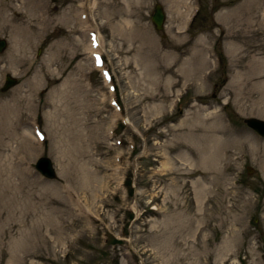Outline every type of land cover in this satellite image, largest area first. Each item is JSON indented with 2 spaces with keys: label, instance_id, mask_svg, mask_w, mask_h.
<instances>
[{
  "label": "rangeland",
  "instance_id": "374dc122",
  "mask_svg": "<svg viewBox=\"0 0 264 264\" xmlns=\"http://www.w3.org/2000/svg\"><path fill=\"white\" fill-rule=\"evenodd\" d=\"M78 1L0 0V264H264V0Z\"/></svg>",
  "mask_w": 264,
  "mask_h": 264
},
{
  "label": "water",
  "instance_id": "95a60500",
  "mask_svg": "<svg viewBox=\"0 0 264 264\" xmlns=\"http://www.w3.org/2000/svg\"><path fill=\"white\" fill-rule=\"evenodd\" d=\"M165 15L161 5L157 4L154 6L152 14V23L156 31H161L164 27ZM6 43L3 40H0V52L4 50ZM16 80L10 76H6V83L2 88L3 91H6L10 87L14 86ZM245 124L257 132L260 136L264 137V121L254 118L246 119ZM35 168L47 179H53L56 177V173L52 164V161L47 157H41L35 164Z\"/></svg>",
  "mask_w": 264,
  "mask_h": 264
},
{
  "label": "bare ground",
  "instance_id": "6f19581e",
  "mask_svg": "<svg viewBox=\"0 0 264 264\" xmlns=\"http://www.w3.org/2000/svg\"><path fill=\"white\" fill-rule=\"evenodd\" d=\"M87 2H86V4L88 5V9L89 10H91L92 8H91V6H90V0H86ZM95 2H94V4L96 3L97 4V2H96V0H94ZM86 5V6H87ZM186 5V3H180V1H176V3H175V7H176V14L177 15H181V11H180V8L181 7H183V6H185ZM80 6H78V5H75V9H77V8H79ZM74 9V10H75ZM187 16V15H186ZM85 17L80 13V12H77L76 13V18H75V21H76V23H77V25H82V24H84L85 23ZM82 33H83V30H82ZM84 34V33H83ZM127 37H129V36H127ZM93 41V40H92ZM131 41L133 42L134 41V38H132L131 39ZM130 41V42H131ZM125 46V44H123V48L122 49H118V51H119V53H126V54H128V53H130L131 51H132V49H131V44L126 48V47H124ZM97 47V49H99V47L101 48V43H100V36H96L95 37V44H94V49ZM101 50V49H100ZM96 56V55H95Z\"/></svg>",
  "mask_w": 264,
  "mask_h": 264
}]
</instances>
